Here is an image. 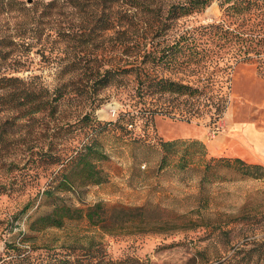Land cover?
Masks as SVG:
<instances>
[{
    "label": "rangeland",
    "instance_id": "obj_1",
    "mask_svg": "<svg viewBox=\"0 0 264 264\" xmlns=\"http://www.w3.org/2000/svg\"><path fill=\"white\" fill-rule=\"evenodd\" d=\"M14 1L0 0V80H33L53 94L67 79L61 74L66 65L78 62L85 68L107 62L110 48L106 41L95 47L57 40L60 33H75L84 23L67 1L58 0L50 11L43 5L51 0ZM154 1L153 10L165 12L187 0ZM220 17L218 2L213 1L177 25L192 27ZM228 73L216 77L224 81L221 112L191 100L178 105L162 99L156 107L164 113L168 105L171 116L155 115L148 127L143 126L148 101L133 98L130 90L117 93L110 87L99 93L97 104H89L88 96L72 98L59 102L53 115L44 112L22 119L12 107L3 111L0 264H14V260L52 264L56 259L69 264H245L248 256L252 257L249 264H264L263 165L249 176L235 162H218L209 172H204V164L194 162L180 171L174 165L179 156L172 154L167 167L157 171L159 141L207 142L235 123L264 128V75L252 64L235 65ZM78 75L70 79L76 80ZM183 75L171 78L193 81L197 77ZM11 88L0 89V97ZM86 112L101 124L110 123L96 136L107 154L104 161L95 163L105 183L55 196L74 208L102 205L104 222L90 226L85 220H75L60 228H42L37 218L48 210L51 200L41 194L57 178L59 168L40 162L33 147L51 143L52 152L71 153L86 140V130L70 125ZM188 115L190 121L183 119ZM135 139L155 150L133 143ZM210 158L214 156L207 150L204 162ZM75 178L78 176L72 180ZM10 186L15 191L3 194ZM24 208L28 211L21 214Z\"/></svg>",
    "mask_w": 264,
    "mask_h": 264
},
{
    "label": "trees",
    "instance_id": "obj_2",
    "mask_svg": "<svg viewBox=\"0 0 264 264\" xmlns=\"http://www.w3.org/2000/svg\"><path fill=\"white\" fill-rule=\"evenodd\" d=\"M65 1L84 19V23L75 33H60L57 40L73 41L77 46L92 44L95 47L107 42L110 48L107 62L85 68L78 62L66 65L61 69V74L67 79L59 83L53 94L43 86L35 85L33 80L24 82L17 77L2 79L0 89L13 88L0 97V115L10 107L18 111V118L22 119L44 112L53 115L57 113L59 102L87 96L89 104L94 105L100 102L96 99L99 93L110 87L117 93L130 90L133 98L148 101L149 111L143 122V126L148 127L152 125L155 115L171 116L170 111L167 112L171 109L168 105L164 113L156 107L162 99L168 103L176 101L178 105L191 100L221 112L224 106L221 93L224 81L216 78L217 73H230L232 67L238 64H252L264 75V0H187L183 4L170 6L165 12L153 10L152 6L156 4L154 0ZM213 1L218 2L221 10L218 20L192 27L177 25L180 19L205 10ZM14 2L23 4L18 0ZM57 3L58 0H51L43 8L53 10ZM76 73L79 74L78 79H70ZM182 74L186 77L197 74V77L193 81L171 78V75ZM183 119L190 121L192 118L188 115ZM108 124L97 122L91 113L86 112L77 116L70 125L86 130V140L73 148L71 153H54L51 143L33 147L40 162L59 168L57 178L49 181L41 194L44 199L51 200L48 210L37 218L42 228H60L66 222L75 220H85L90 226L103 224L102 205L74 208L55 194L76 192L78 187L105 183L106 178L95 163L104 161L107 154L101 150L96 136L103 133ZM132 142L140 143L146 150H155L145 141L135 139ZM159 149L158 172L167 167L168 157L172 154L179 156L174 165L180 171L194 162L204 164V172L213 170L218 162L239 164L244 176H249L252 170H261V166L235 158L214 157L204 162L207 148L199 140L159 141ZM74 176H78V179L72 180ZM4 189L3 194L6 195L15 191L13 186ZM27 211L28 208H24L20 213ZM251 262L252 257L248 256L245 264ZM14 264L24 263L14 260ZM52 264L69 263L56 259Z\"/></svg>",
    "mask_w": 264,
    "mask_h": 264
},
{
    "label": "crops",
    "instance_id": "obj_3",
    "mask_svg": "<svg viewBox=\"0 0 264 264\" xmlns=\"http://www.w3.org/2000/svg\"><path fill=\"white\" fill-rule=\"evenodd\" d=\"M203 144L211 157L235 158L264 166V128L257 129L251 123L229 124Z\"/></svg>",
    "mask_w": 264,
    "mask_h": 264
}]
</instances>
